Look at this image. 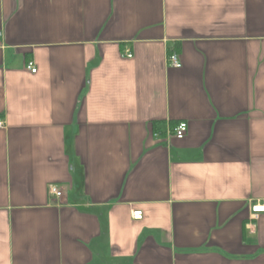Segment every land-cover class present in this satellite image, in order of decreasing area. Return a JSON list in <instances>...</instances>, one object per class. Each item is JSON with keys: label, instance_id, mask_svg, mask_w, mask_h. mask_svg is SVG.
<instances>
[{"label": "crops", "instance_id": "obj_1", "mask_svg": "<svg viewBox=\"0 0 264 264\" xmlns=\"http://www.w3.org/2000/svg\"><path fill=\"white\" fill-rule=\"evenodd\" d=\"M0 121V264H264V0H0Z\"/></svg>", "mask_w": 264, "mask_h": 264}, {"label": "built area", "instance_id": "obj_2", "mask_svg": "<svg viewBox=\"0 0 264 264\" xmlns=\"http://www.w3.org/2000/svg\"><path fill=\"white\" fill-rule=\"evenodd\" d=\"M127 58H131V55H127ZM168 62L171 66H173L175 68L180 67V65L178 64L177 58H176V56H174V54L171 55L170 57H168ZM26 68L31 73L36 72V69L32 63H28ZM2 126H3L2 122L0 121V128H2ZM186 131H187L186 123H180L172 130V136L177 140H181L185 137ZM47 192H48L49 196L55 197L57 199L60 198L61 196H63V191L58 186H56L54 184L48 185ZM251 212L254 215H256L257 213H262V212H264V206L259 205V204L252 205ZM131 218L134 221H140L143 218V214L141 211H133L131 213Z\"/></svg>", "mask_w": 264, "mask_h": 264}]
</instances>
